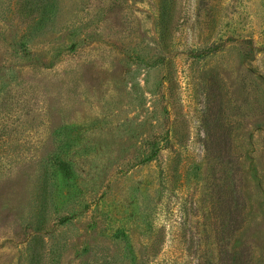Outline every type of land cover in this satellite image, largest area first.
I'll use <instances>...</instances> for the list:
<instances>
[{"label": "rangeland", "instance_id": "374dc122", "mask_svg": "<svg viewBox=\"0 0 264 264\" xmlns=\"http://www.w3.org/2000/svg\"><path fill=\"white\" fill-rule=\"evenodd\" d=\"M0 264H264V0H0Z\"/></svg>", "mask_w": 264, "mask_h": 264}, {"label": "trees", "instance_id": "16d2710c", "mask_svg": "<svg viewBox=\"0 0 264 264\" xmlns=\"http://www.w3.org/2000/svg\"><path fill=\"white\" fill-rule=\"evenodd\" d=\"M204 53H205V51H202V50L197 52V54H204ZM155 156H156V151H154L150 156H148L146 160L150 161V160L154 159Z\"/></svg>", "mask_w": 264, "mask_h": 264}]
</instances>
